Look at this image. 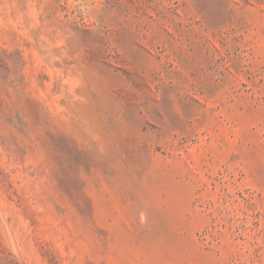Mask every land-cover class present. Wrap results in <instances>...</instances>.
I'll use <instances>...</instances> for the list:
<instances>
[{
	"label": "rangeland",
	"instance_id": "rangeland-1",
	"mask_svg": "<svg viewBox=\"0 0 264 264\" xmlns=\"http://www.w3.org/2000/svg\"><path fill=\"white\" fill-rule=\"evenodd\" d=\"M0 264H264V0H0Z\"/></svg>",
	"mask_w": 264,
	"mask_h": 264
}]
</instances>
